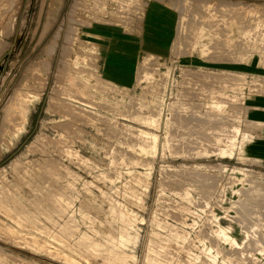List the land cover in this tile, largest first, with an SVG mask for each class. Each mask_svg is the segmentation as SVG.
I'll list each match as a JSON object with an SVG mask.
<instances>
[{"label":"rangeland","instance_id":"1","mask_svg":"<svg viewBox=\"0 0 264 264\" xmlns=\"http://www.w3.org/2000/svg\"><path fill=\"white\" fill-rule=\"evenodd\" d=\"M147 1L0 0V264H264L248 124L228 108L264 93V0H158L178 13L173 54L225 70L154 58L120 89L87 32ZM202 84L210 116L175 126Z\"/></svg>","mask_w":264,"mask_h":264},{"label":"crops","instance_id":"2","mask_svg":"<svg viewBox=\"0 0 264 264\" xmlns=\"http://www.w3.org/2000/svg\"><path fill=\"white\" fill-rule=\"evenodd\" d=\"M177 23L178 13L170 5L158 0H148L134 23L105 24L88 31L87 35L93 37L91 45L97 50L99 76L117 88L133 89L143 78V74H148L142 66L148 69L153 65L154 58H168L198 75L208 74L210 68L225 70L219 64L210 67L209 61L201 57H178L173 54ZM180 58L182 61H179ZM193 88L186 90L188 94L176 101L177 106L183 108L185 113L171 111L170 116L177 127L187 124L195 115L198 118L206 116L207 119L210 116L208 87L202 84L201 87ZM257 90L259 89H254ZM261 90L264 91V87ZM231 91L238 92L242 89ZM245 93L241 102H229L228 108L236 115L235 109L240 106L241 116L248 124L244 129L248 137L242 145L241 154L253 163L240 169L251 175L248 177L252 182L249 188H252L255 198H258L257 202L261 203L264 202V93L247 94L248 89H245ZM195 94L197 97H192ZM218 107V110H222V105Z\"/></svg>","mask_w":264,"mask_h":264},{"label":"bare ground","instance_id":"3","mask_svg":"<svg viewBox=\"0 0 264 264\" xmlns=\"http://www.w3.org/2000/svg\"><path fill=\"white\" fill-rule=\"evenodd\" d=\"M196 7H197V6H196ZM202 7H203V6H202ZM204 7H205V6H204ZM205 9H206V8H205ZM226 12H227V11H226ZM196 13H197V12H196ZM194 23H196V22H194ZM198 24H199V22H198ZM195 26H196V25H195ZM70 97H71V96H70ZM34 98H36V97H34ZM38 98H39V97H38ZM30 99H32V98H30ZM30 99H29V100H30ZM72 99H73V98H72ZM72 99H71V100H72ZM31 101H32V100H31ZM78 102H79V101H78ZM80 103H81V102H80ZM50 107H51L50 109H52V106H50ZM17 108H18V107H17ZM20 109H21V108H20ZM23 109H24V108H23ZM23 109H22V111H23ZM50 109H49V110H50ZM81 110H82V109H81ZM81 110H80V111H81ZM22 111H21V112H22ZM18 112H19V111H18ZM19 114H20V113H19ZM20 115H22V113H21ZM12 119H13V118H12ZM8 120H9V119H8ZM8 120H7V122H8ZM25 120H26V119H25ZM18 121H19V120H18ZM20 121H21V120H20ZM10 122H11V121H10ZM14 123H15V122H14ZM18 123H19V122H18ZM16 124H17V122H16ZM16 124H15V125H16ZM19 126H20V125H19ZM236 128H238V127H236ZM13 130H14V129H13ZM13 130H12V131H13ZM21 131H22V130H21ZM139 131H140V130H139ZM10 132H11V131H10ZM140 132H141V131H140ZM144 132H145V131H144ZM233 132L237 133V130L235 131V130L233 129ZM138 133H139V132H138ZM138 133H137V134H138ZM142 133H143V131H142ZM142 133H141L140 135H142ZM143 135H144V134H143ZM143 135H142V136H143ZM145 135H146V132H145ZM148 135H149V133H148ZM233 135H234V134H233ZM152 136H153V135H152ZM152 136H151V137H152ZM149 137H150V136H149ZM149 137H148V138H149ZM152 138H153V137H152ZM152 138H151V139H152ZM154 138H155V136H154ZM154 138H153L152 141L155 143V139H154ZM227 138L229 139V137H227ZM234 138H235V135H234ZM231 139H232V138H231ZM231 139H230V140H231ZM226 140H227V139H226ZM233 140H234V139H233ZM153 142H152V143H153ZM226 142H227V141H226ZM64 145H65V144H64ZM152 146H154V145L152 144ZM221 152H222L223 154H225V153H226V154H227V153H228V154H229V153H232L231 150H230V151H226V149H225V150H222ZM70 156H71V155H70ZM259 225H261V227H263V226H264V222H263V221H260ZM219 233L223 234L222 229H221V231H219ZM247 233H248V232L246 231V235H247ZM246 235H245V236H246ZM225 237H226V239H227L228 242H230L231 244H233V246H239V247H240V246H242V244H243V242H238L234 237H232V236H230V235L225 234ZM117 258L120 259V258H122V257H117ZM123 258H124V257H123ZM125 259H127V258H124V260H125ZM131 259H132V258H131ZM133 259H134V256H133ZM120 260H122V259H120ZM120 260H119V261L116 260V261H117V262H120ZM124 260H122V261H124ZM122 261H121V262H122ZM132 262H134V261H132ZM125 263H126V261H125L124 263L122 262V264H125ZM126 264H128V263H126Z\"/></svg>","mask_w":264,"mask_h":264}]
</instances>
